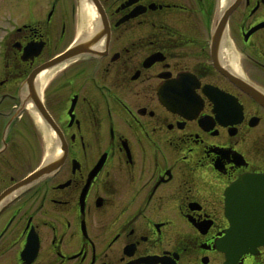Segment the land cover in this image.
Wrapping results in <instances>:
<instances>
[{"label":"flooded vegetation","instance_id":"af4514ba","mask_svg":"<svg viewBox=\"0 0 264 264\" xmlns=\"http://www.w3.org/2000/svg\"><path fill=\"white\" fill-rule=\"evenodd\" d=\"M73 1L14 2L0 43V264H264L222 249L264 174V0H98L89 37Z\"/></svg>","mask_w":264,"mask_h":264},{"label":"bare ground","instance_id":"6f19581e","mask_svg":"<svg viewBox=\"0 0 264 264\" xmlns=\"http://www.w3.org/2000/svg\"><path fill=\"white\" fill-rule=\"evenodd\" d=\"M82 27H80V31H82L84 33V36H92L93 33L95 32V30L100 27L99 26V19L100 16L98 15V11L97 9L93 6V4L90 3L89 0H86V4H83L82 7ZM86 39V38H84ZM54 72V68H47L45 70H43L38 76L37 79L35 81L36 84V88L38 90L43 89V87L45 86V83L47 82V80L49 79V77L53 74ZM32 113L33 115L36 117L37 120L41 121V117L40 115L37 114L36 111L33 110V106L31 107ZM52 136H54L53 134L48 136V144H50L51 139L53 138ZM54 140V138H53ZM53 146H50V149L48 150V153L52 154L54 151H52Z\"/></svg>","mask_w":264,"mask_h":264},{"label":"rangeland","instance_id":"374dc122","mask_svg":"<svg viewBox=\"0 0 264 264\" xmlns=\"http://www.w3.org/2000/svg\"><path fill=\"white\" fill-rule=\"evenodd\" d=\"M19 1L20 0H11L8 4H7V8L6 9H4L3 7H0V11H3V13L0 15V40L2 41V39L3 38H6V35L5 34H7L6 32L7 31H5V30H3V28H2V26H4V27H13V26H15V23H14V19H13V16L11 15V14H13V9H12V7H11V5H13L14 4V2H16V3H18L19 4ZM1 2V1H0ZM75 2V0L73 1V5L75 6V5H77V3H74ZM65 5H66V3H65ZM39 7V6H38ZM38 7H35V8H33L32 10H33V15L34 14H36V9L38 10ZM11 10V11H10ZM26 9L24 8L22 11H25ZM18 11V10H17ZM21 11V12H22ZM76 14H77V16H76V21H77V24H79V12H78V9H76ZM18 16L16 17V23H20V24H22L24 21L23 20H21L20 19V21H19V17H20V15L22 14V13H19V11L16 13ZM10 17H11V19H12V21L10 20ZM9 20V22L7 23L6 22V20ZM3 20H5L4 22L6 23H3L2 21ZM77 30H75V32H76ZM9 33V32H8ZM6 41H8V40H6ZM66 42L65 43H63L62 45H60L59 47L60 48H62V47H64L65 45H67V42L69 41V39H67V40H65ZM53 47L55 48L56 46L55 45H53ZM59 48V49H60ZM57 49V48H56ZM55 50V49H54Z\"/></svg>","mask_w":264,"mask_h":264},{"label":"water","instance_id":"95a60500","mask_svg":"<svg viewBox=\"0 0 264 264\" xmlns=\"http://www.w3.org/2000/svg\"><path fill=\"white\" fill-rule=\"evenodd\" d=\"M77 50H78V49H76V48H73V49L69 50L68 52H66V53H65L64 55H62L61 57H59V58H57V59H55V60H52L51 62H49L48 64H46V65L44 66V68H47L48 66H51V65H53V64H55V63H58V62L62 61L63 59H65L66 57L70 56V55H73L74 53L77 52ZM34 77H35V74L33 73V75L30 77V80H29L30 84H32V80H34ZM32 96H33V99H34V100L38 103V105L40 106V110L42 111L44 117H46L48 120L51 121V118H50L48 112L46 111V109L44 108V106L40 103V99H39L38 94L34 91V93L32 94ZM45 170H47V169H45ZM45 170H43V172H44Z\"/></svg>","mask_w":264,"mask_h":264}]
</instances>
